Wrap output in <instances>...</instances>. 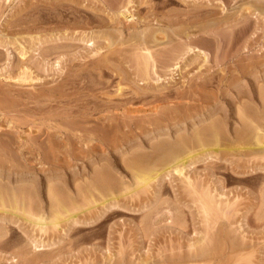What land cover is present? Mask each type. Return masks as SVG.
<instances>
[{
    "label": "rangeland",
    "instance_id": "obj_1",
    "mask_svg": "<svg viewBox=\"0 0 264 264\" xmlns=\"http://www.w3.org/2000/svg\"><path fill=\"white\" fill-rule=\"evenodd\" d=\"M131 1L126 6L128 0H0V146L4 147L0 148V183L13 190L24 188V205L30 201L26 205L34 209L26 211V207L25 212L36 215L43 210L45 218L50 217L59 192V201L73 211L63 215L73 219H60L58 228H50L46 234L22 217L0 211V264H178L190 250L193 253L207 241H211L212 252L200 264H264V152L251 149L250 139L254 126L264 132V0ZM171 18L173 25L168 22H173ZM154 28L170 36L161 41L164 44L152 45L157 75L151 74L154 82L142 83L134 60L135 47L140 43L135 40L142 35L151 45L148 38ZM186 33L190 37L186 41L202 49L206 61L199 54L185 56L181 71H174L173 78L159 66L187 43ZM21 45L28 51L25 56L18 54ZM157 76L161 80L155 84ZM118 88L122 90L117 92ZM200 116L205 121L197 128L219 123L221 134L233 135L238 129L240 135L245 127L251 136L236 134L229 146L223 134L224 139H218L222 143H217L218 153L192 160L183 174L191 178L194 188L183 182V176L169 171L161 173V179L148 188L134 191L135 169L127 166L132 155L148 156L145 167L160 172L165 154L154 153L150 147L171 142V138L163 136L165 139L157 141L152 139L154 135L165 131L174 135L173 124L180 122L185 126L181 134L187 135L190 121ZM160 117L179 119H167L172 128ZM149 119L156 125L165 124L163 128L158 125L162 131L147 134L154 130L148 125ZM209 142L206 146L215 147ZM99 168L104 169L100 174ZM94 177L99 183L89 187ZM123 187H130L124 188L127 194ZM107 193L116 199L112 206L102 208L97 202ZM201 195H214L212 199L222 204L218 203V210L212 207L214 212L203 213ZM34 242L43 246L32 249Z\"/></svg>",
    "mask_w": 264,
    "mask_h": 264
},
{
    "label": "bare ground",
    "instance_id": "obj_2",
    "mask_svg": "<svg viewBox=\"0 0 264 264\" xmlns=\"http://www.w3.org/2000/svg\"><path fill=\"white\" fill-rule=\"evenodd\" d=\"M121 2V1H120ZM132 3V1L131 0H128V2H127V4H126V6L127 5H129V4H131ZM112 4V3H111ZM115 4V3H114ZM41 6V5H40ZM57 6V5H56ZM125 6V5H124ZM123 6V7H124ZM48 7V6H47ZM117 7V6H116ZM50 8V7H49ZM57 8V7H56ZM67 8V7H66ZM152 8V7H151ZM48 10V9H47ZM124 10H126V7H124ZM211 10V9H210ZM247 10H248V8H247ZM45 11V10H44ZM70 11V10H69ZM121 11V10H120ZM126 11H128V8H127V10ZM125 11V12H126ZM41 12H42V10H41ZM58 12V11H57ZM68 12V11H67ZM77 12V11H76ZM124 12V11H123ZM124 12V13H125ZM155 12V11H154ZM154 12H153V14H154ZM47 14V13H46ZM46 14H45V16H46ZM50 14V13H49ZM60 14V13H59ZM62 14V13H61ZM80 14V13H79ZM195 14V13H194ZM197 14V13H196ZM201 14V13H200ZM219 14V13H218ZM51 15V14H50ZM58 15V14H57ZM120 15H123V13H120L119 12V16ZM179 15V14H178ZM183 15V14H182ZM205 15V14H204ZM40 16V15H39ZM42 16V15H41ZM49 16V15H48ZM53 16H54V14H53ZM60 16V15H59ZM68 16V15H67ZM74 16H75V14H74ZM212 16V15H211ZM65 17V16H64ZM63 17V18H64ZM69 17V16H68ZM77 17V16H76ZM155 17H157V16H155ZM208 17H210V15L208 16ZM228 17V16H227ZM230 17V16H229ZM54 18V17H53ZM56 18V17H55ZM59 18V17H58ZM78 18V17H77ZM138 18V17H137ZM177 18V17H176ZM184 18H186V17H184ZM222 18V17H221ZM76 19V18H75ZM156 19V18H155ZM162 19V18H161ZM173 18H171V20H172ZM218 19V18H217ZM225 19V18H224ZM228 19V18H227ZM47 20V19H46ZM59 20V19H58ZM62 20V19H61ZM72 20V19H71ZM95 20V19H94ZM140 20V19H139ZM149 20V19H148ZM159 20V19H158ZM174 20V19H173ZM172 20V21H173ZM186 20V19H185ZM199 20V19H198ZM230 20V19H229ZM73 21V20H72ZM157 21V20H156ZM155 21V22H156ZM168 21V20H167ZM176 21H178V20H176ZM175 21V22H176ZM180 21V20H179ZM74 22H75V20H74ZM160 22H162V21H160ZM159 22V23H160ZM169 23H172V25H173V23H174V21L173 22H171L170 20L168 21ZM181 22V21H180ZM227 22V21H226ZM40 23V22H39ZM57 23V22H56ZM90 23H91V21H90ZM100 23V22H99ZM158 23V24H159ZM177 23V22H176ZM27 24V23H26ZM26 24H25V27H26ZM137 24V23H136ZM156 24V23H155ZM161 24H165V23H161ZM175 24V23H174ZM224 24V23H223ZM229 24V23H228ZM64 25H66V23H64ZM166 25H168V23L166 24ZM230 25V24H229ZM132 26H133V24H132ZM153 26V25H152ZM219 26V25H218ZM238 26V25H237ZM40 27V26H39ZM160 27V26H159ZM168 27V26H167ZM184 27V26H183ZM208 27V26H207ZM18 28V27H17ZM21 28H23V27H21ZM20 28V29H21ZM27 28V27H26ZM44 28V27H43ZM130 28H131V26H130ZM145 30H146V28H144ZM155 29V28H154ZM167 29V28H166ZM179 29V28H178ZM153 30V29H152ZM172 30V29H171ZM186 30V29H185ZM219 30V29H218ZM51 31V30H50ZM151 31V30H150ZM161 31V32H160ZM166 31H168V30H166ZM142 32V31H141ZM140 32V33H141ZM153 32V31H152ZM151 32V33H152ZM197 32V31H196ZM118 33V32H117ZM143 33V32H142ZM159 33H162V35L160 34V37H159ZM170 33V32H169ZM200 33V32H199ZM206 33V32H205ZM59 34V33H58ZM143 34H145V31H144V33ZM187 34V33H186ZM11 35V34H10ZM137 35V34H136ZM151 36L148 38L149 39V41H150V44L151 45H149V43H148V41H147V43L146 42H144L143 40H145V38L142 40V35H138L137 37H139L138 38V40L136 41L135 40V42H138V43H140L137 47H135V56H134V60L136 61L135 63V66H136V70L137 71H139L140 73L139 74H141V76L139 75V77H141L140 79H141V81H142V83L143 82H149L150 80H151V82L153 81L152 79H151V74L152 75H157L156 74V72L158 71H156V68H158V67H156V60H155V56H154V54L152 53V51H151V47H152V45L153 46H156V47H158V45H161V44H164V43H161V41H163V39L165 38V37H167V39H168V36H170V35H168L167 36V33H165V31L164 30H161L160 28H156L155 30H154V32L152 33V34H150ZM177 35V34H176ZM184 35V34H183ZM193 35V34H192ZM3 36V35H2ZM162 36V37H161ZM190 36H191V34H190ZM102 37V36H101ZM105 37V36H104ZM129 37H130V35H129ZM131 37H132V34H131ZM35 38V37H34ZM133 38V37H132ZM174 38H176V37H174ZM8 39V38H7ZM12 39V38H11ZM25 39V38H24ZM107 39V38H106ZM166 39V40H167ZM188 39H190V37H189V35L187 34V35H185V41L186 40H188ZM30 40H32V39H30ZM37 40V39H36ZM165 40V39H164ZM165 40V41H166ZM169 40V39H168ZM10 41V40H9ZM18 41V40H17ZM17 41H16V43H17ZM21 41H22V39H21ZM26 41V40H25ZM132 41H134V40H132ZM141 41V42H140ZM171 41V40H170ZM219 41V40H218ZM124 42V41H123ZM131 42V41H130ZM187 42V41H186ZM185 42V43H186ZM12 43V42H11ZM10 43V44H11ZM37 43H38V41H37ZM36 43V44H37ZM108 43V42H107ZM112 43H113V41H112ZM132 43H134V42H132ZM19 44V43H18ZM32 44V43H31ZM54 44V43H53ZM120 44V43H119ZM125 44H127V43H125ZM171 44V43H170ZM23 45V44H22ZM22 45H21V47H19L20 49V51H19V55L20 56H25L26 55V53L28 52V51H26V49L25 48H23L22 47ZM109 45V44H108ZM129 45V44H128ZM135 45H137L136 43H135ZM134 44H133V46H135ZM17 46V45H16ZM131 46H132V44H131ZM130 46V47H131ZM132 46V47H133ZM166 46H167V44H166ZM179 46V45H178ZM27 47V46H26ZM104 47V46H103ZM161 47V46H160ZM175 47V46H174ZM42 48V47H41ZM102 48V47H101ZM106 48H107V46H106ZM154 48V47H153ZM34 49V48H33ZM49 49V48H48ZM156 49V48H155ZM169 49H171L170 47H169ZM131 50V49H130ZM165 50V49H164ZM174 50V49H173ZM97 51V50H96ZM122 51V50H121ZM156 51V50H155ZM12 52V51H11ZM47 52V51H46ZM123 52V51H122ZM125 52V51H124ZM168 52V51H167ZM166 52V53H167ZM171 52V51H170ZM51 53V52H50ZM118 53H119V50H118ZM154 53H156V52H154ZM162 53V52H161ZM173 53V54H172ZM172 55L171 56H169V58L168 59H166L164 62H162L161 63V65L159 66V68H165L166 70V72L167 71H169V72H171V74L175 71V72H178V71H181V63L185 60V56H187V55H191V54H193L194 56H199V57H202L201 59L205 62L206 61V54H205V52L202 50V49H199V48H197V47H192V46H190V44L187 42L186 44H184V45H182V48L181 49H178V50H174V51H172ZM2 54V53H1ZM44 54V53H43ZM42 54V55H43ZM157 54V53H156ZM199 54V55H198ZM17 55V54H16ZM160 55V54H159ZM168 55V54H167ZM189 55V56H190ZM202 55V56H201ZM116 56V55H115ZM188 56V57H189ZM193 56V57H194ZM11 57V56H10ZM33 57V56H32ZM45 57V56H44ZM106 57V56H105ZM104 57V58H105ZM108 57V56H107ZM187 57V58H188ZM23 58V57H22ZM110 58V57H109ZM115 58V57H114ZM192 58V57H191ZM190 58V59H191ZM197 58V57H196ZM195 58V59H196ZM46 59V58H45ZM159 59V58H158ZM157 59V60H158ZM189 59V60H190ZM194 59V60H195ZM199 59V58H198ZM9 60V59H8ZM110 60V59H109ZM126 60V59H125ZM20 61V60H19ZM24 61V60H23ZM26 61L27 60H25V62L24 63H26ZM29 61V60H28ZM37 61V60H36ZM106 61H108V60H106ZM116 61V60H115ZM42 62V61H41ZM44 62V61H43ZM59 62V61H58ZM61 62V61H60ZM121 62V61H120ZM159 62H161V61H159ZM200 62V61H199ZM202 62V61H201ZM130 63H131V61H130ZM187 63V62H186ZM44 64H45V62H44ZM106 64V63H105ZM191 64V63H190ZM202 64V63H201ZM104 65V64H103ZM203 65V64H202ZM24 66V65H23ZM22 66V67H23ZM44 66V65H43ZM158 66V65H157ZM188 66V65H187ZM13 67V66H12ZM34 67V66H33ZM96 67V66H95ZM99 67V66H98ZM104 67V66H103ZM200 67V66H199ZM44 68V67H43ZM54 68V67H53ZM93 68V67H92ZM129 68V67H128ZM36 69V68H35ZM96 69H97V67H96ZM100 69V68H99ZM111 69V68H110ZM42 70V69H41ZM47 70V69H46ZM87 70V69H86ZM104 70V69H103ZM162 70V69H161ZM22 71V70H21ZM32 71V70H31ZM38 71V70H37ZM76 71V70H75ZM159 71H160V69H159ZM163 71V70H162ZM164 71V72H165ZM25 72H27V70L25 71ZM164 72H162L163 74H164ZM75 73V72H74ZM136 73V72H135ZM161 73V72H160ZM23 74V73H22ZM26 74V77H28V79H29V76H27V73H24V75ZM30 74V73H29ZM73 74V73H72ZM31 75V74H30ZM34 75V74H33ZM77 75V74H76ZM166 75V74H165ZM18 76V75H17ZM20 76V75H19ZM72 76V75H71ZM35 77V76H34ZM69 77V76H68ZM171 77H173V74H172V76ZM23 78V77H22ZM157 79H155V84H156V82L157 81H159V80H161V78H160V76L158 77H156ZM174 78V77H173ZM16 79V78H15ZM33 79V78H32ZM139 79V78H138ZM22 80V79H21ZM36 80V79H35ZM171 80V79H170ZM33 81V80H32ZM138 81V80H137ZM154 82V81H153ZM160 82V81H159ZM163 82V81H162ZM158 83V82H157ZM171 86V85H170ZM159 87V86H158ZM203 87V86H202ZM154 88V87H153ZM162 88V87H161ZM148 89V88H147ZM160 89V88H159ZM165 89V88H164ZM122 89L121 88H118L117 89V92H120ZM156 90H158V89H156ZM194 90V89H193ZM143 91V90H142ZM187 92V91H186ZM190 92V91H189ZM194 92V91H193ZM192 92V93H193ZM134 93V92H133ZM137 93H138V91H137ZM178 93V92H177ZM118 94V93H117ZM135 94V93H134ZM139 94V93H138ZM165 94V93H164ZM183 94V93H182ZM190 94V93H189ZM136 95V94H135ZM152 95V94H151ZM185 95V94H184ZM192 95V94H191ZM259 95V94H258ZM138 96V95H137ZM142 96V95H141ZM168 96V95H167ZM193 96V95H192ZM264 96V95H263ZM34 97V96H33ZM136 97V96H135ZM144 97V96H143ZM184 97V96H183ZM124 98V97H123ZM152 98V97H151ZM188 98V97H187ZM38 99V98H37ZM128 99V98H127ZM135 99V98H134ZM140 99V98H139ZM138 99V100H139ZM142 99H145V98H141V100ZM176 99V98H175ZM263 99H264V97H263ZM124 100V99H123ZM131 100V99H130ZM137 100V99H136ZM189 100H190V98H189ZM201 100V99H200ZM13 101V100H12ZM126 101V100H125ZM124 101V102H125ZM197 101V100H196ZM31 102V101H30ZM123 102V101H122ZM132 102H134V101H131V104H132ZM17 103V102H16ZM109 103V102H108ZM125 103H127V102H125ZM129 103V102H128ZM103 104V103H102ZM154 104V103H153ZM182 104H184V103H182ZM192 104V103H191ZM127 105V104H126ZM175 105V104H174ZM181 105V104H180ZM200 105V104H199ZM203 105V104H202ZM263 105V104H262ZM132 106V105H131ZM185 106V105H184ZM195 106H197V105H195ZM204 106V105H203ZM117 107V106H116ZM37 108V107H36ZM184 108V107H183ZM2 109V108H1ZM17 109V108H16ZM172 109V108H171ZM185 109V108H184ZM190 109V108H189ZM204 109V108H203ZM214 109V108H213ZM212 109V110H213ZM216 109V108H215ZM238 109V108H237ZM263 109H264V107H263ZM173 110H175V109H173ZM241 110V109H240ZM41 111V110H40ZM157 111V110H156ZM239 110H237V112H238ZM263 111V110H262ZM165 112V111H164ZM179 112V111H178ZM186 112V111H185ZM193 112V111H192ZM209 112H211V111H209ZM236 112V113H237ZM242 112V111H241ZM161 113H162V111H161ZM180 113V112H179ZM184 113V112H183ZM201 113V112H200ZM238 113H240V112H238ZM238 113H237V115H238ZM243 113V112H242ZM264 113V112H263ZM110 114V113H109ZM123 114V113H122ZM171 114V113H170ZM176 114V113H175ZM182 114V113H181ZM213 114V113H212ZM244 114V113H243ZM242 114V115H243ZM248 114V113H247ZM154 115V114H153ZM180 115V114H179ZM183 115V114H182ZM189 115V114H188ZM199 115V114H198ZM201 115V114H200ZM241 115V114H240ZM264 115V114H263ZM129 116H131V115H129ZM134 116V115H133ZM145 116V115H144ZM147 116V115H146ZM145 116V117H146ZM161 116H163V115H161ZM184 116V115H183ZM196 116V115H195ZM244 116V115H243ZM247 116H249V115H247ZM256 116H257V114H256ZM255 116V117H256ZM141 117V116H140ZM152 117H155V116H152ZM164 117V116H163ZM163 117H160V118H163ZM190 117V116H189ZM202 116H200V117H196V118H193L190 122H191V126H190V128H187L188 130H187V135H182L181 133H183L184 132V123H175V124H173L174 125V128L172 127V124L171 125H169L168 123H167V121L168 120H173V119H179L178 117L177 118H169L168 119V117H167V119H165V118H163V119H165L166 120V122L165 123H167L168 124V126H170V127H172L173 128V130H174V135H168V134H166L165 132L164 133H159V134H157L156 136L154 135V137L152 138V139H156L157 141H158V139L157 138H163V136H167L168 138L170 137L171 138V142L168 140L167 142L168 143H165L166 142V140H165V142L164 143H157V144H153L154 145V147L152 148V147H150L151 148V150L155 153H157V152H162V153H164L165 155H163L162 156V154H161V158L163 159V161L161 160V162H162V170H160V172L158 171V170H156V169H152L151 167L149 168L148 166L147 167H145L146 165V161L148 160V156H147V158H146V156L145 155H143V153H142V156H140V154L139 155H137V154H134V155H136V156H134L133 157V155H132V158H131V160H129V163H127L126 165L129 167L128 169H130L131 170V168L132 169H135L134 171H133V173H134V177H133V180H135L134 181V185L135 186H137V188H134V189H136V190H134V191H137V189L139 190H141L142 191V189H146V188H148L149 186H150V183H152L153 181H155V180H157V179H161V173H165V172H169V171H172L173 173H175V174H178L179 176H183L184 177V183H185V181H186V185L187 186H189V187H192V188H194L193 187V185H192V183H191V181H190V179L189 178H187V177H185V175L183 174V171L184 170H186L188 167H190V162L192 161V160H194L197 156H203L204 154H208L209 155V153H213V154H216V152L218 151V147H217V143H218V139L220 138V137H222L223 139H224V137L226 138V139H224V140H227L228 142L227 143H229V146H232V139L231 138H233V137H235L236 136V134L238 135V133H237V131H238V129H237V131H236V133H234L233 135H231V134H229V135H227L226 136V134H228V133H223V134H225V136L223 135V134H221L222 132H220L218 129H221V128H218V124L215 126L214 124H212L211 123V125H208V126H203V127H196L197 125H200V123L203 121V119L204 118H201ZM237 117H239V116H237ZM246 117V116H245ZM259 117V116H258ZM262 117V116H261ZM148 118V117H147ZM151 118V117H150ZM181 118V117H180ZM185 118V117H184ZM199 118H201L200 120H198ZM242 118V117H241ZM247 118V117H246ZM245 118V119H246ZM263 118V117H262ZM131 119V118H130ZM143 119V118H142ZM156 119V118H155ZM186 119V118H185ZM191 119V118H190ZM242 119H244V118H242ZM247 119H249V118H247ZM255 119V118H254ZM109 120V119H108ZM160 120H162V119H160ZM160 120H157V121H160ZM175 120H174V122H175ZM182 120V119H181ZM237 120H239V118L237 119ZM259 120H261V119H259ZM129 121V120H128ZM132 121H134L133 119H132ZM136 121H139V120H136ZM156 121V122H157ZM162 121H164V120H162ZM162 121H160V123L162 122ZM184 121V120H183ZM205 121V120H204ZM204 121H203V123H204ZM241 121V120H240ZM245 121V120H244ZM253 121H257V120H252L251 121V123H253ZM122 122V121H121ZM124 122V121H123ZM122 122V123H123ZM144 122V121H143ZM145 122H147V121H145ZM169 122V121H168ZM173 122V123H174ZM176 122H177V120H176ZM185 122V121H184ZM198 122V123H197ZM222 121H220V123H221ZM126 122H124V124H125ZM139 123V122H138ZM137 123V124H138ZM170 123H172V122H170ZM189 123V122H188ZM207 123H209V122H207ZM217 123V122H216ZM239 123V122H238ZM242 123V122H241ZM240 123V124H241ZM248 123H250V122H248ZM247 123V124H248ZM255 123V122H254ZM114 124V123H113ZM135 124V123H134ZM158 125H160L159 123H157ZM164 124V123H163ZM166 124V125H167ZM80 125V124H79ZM118 125V124H117ZM122 125V124H121ZM127 125V124H126ZM130 125V124H129ZM128 125V126H129ZM148 125L149 126H153V127H151V128H154V130H152L151 129V131H149L147 134H151V133H154V131L156 132H158V130H161L162 131V129L160 128V126H158V125H156L152 120H148ZM165 125V124H164ZM164 125L163 126H161L162 128L164 127ZM225 125V124H224ZM249 125V124H248ZM248 125H246V127H248ZM261 125V124H260ZM106 126V125H105ZM111 126V125H110ZM184 126V127H183ZM202 126V125H201ZM222 126V125H221ZM251 126V125H250ZM116 127H119V126H116ZM122 127V126H121ZM136 127H137V125H136ZM142 127V126H141ZM146 128V127H145ZM149 128V127H148ZM148 128H146V129H148ZM167 128H169V127H167ZM224 128V127H223ZM250 128V127H249ZM247 128H245L244 127V130H242V132H245V130H246ZM261 129V128H260ZM259 128H256V126H254L253 127V129H251V143H252V146H251V149H253V150H256V151H261V152H264V140H263V138H264V132H261V130H260ZM264 129V128H263ZM132 130V129H131ZM149 130V129H148ZM148 130H146V132L148 131ZM166 130V129H165ZM229 130V129H228ZM235 130V129H234ZM248 130V129H247ZM164 131V130H163ZM181 131V132H180ZM226 131V130H225ZM104 132V131H103ZM143 132V131H142ZM145 132V133H146ZM160 132V131H159ZM173 132V131H172ZM179 132H180V134H179ZM186 132V131H185ZM188 132H190V135H188L189 133ZM242 132L240 133V135H238L239 137L242 135ZM133 133V132H132ZM131 133V134H132ZM169 133V132H168ZM247 132H245V134H246ZM248 133H250V132H248ZM247 133V134H248ZM137 134V133H136ZM139 134H141V133H139ZM244 134V133H243ZM244 134V135H245ZM246 134V135H247ZM106 135V134H105ZM127 135H129V134H127ZM245 135V136H246ZM249 135V134H248ZM247 135V136H248ZM139 136V135H138ZM150 136V135H149ZM224 136V137H223ZM250 136H248V137H250ZM104 137V136H103ZM117 137V136H116ZM166 137V138H167ZM241 137H243V136H241ZM31 138V137H30ZM169 138V139H170ZM15 139V138H14ZM101 139V138H100ZM119 139H120V137H119ZM147 139H148V137H147ZM163 139H165V138H163ZM241 139V138H240ZM245 139V138H244ZM17 140V139H16ZM102 140V139H101ZM137 140H138V138H137ZM146 140V139H145ZM210 140V142L212 143H214L213 145L215 146V147H211V146H206L207 145V143H208V141ZM212 140V141H211ZM247 140V139H246ZM133 141V140H132ZM151 141V140H150ZM161 141H162V139H161ZM160 141V142H161ZM154 142V141H153ZM210 142H209V145H210ZM245 142V141H244ZM243 141L241 142V143H244ZM249 142V141H248ZM111 143V142H110ZM118 143V142H117ZM146 143V142H145ZM151 143V142H150ZM239 143H240V141H239ZM1 144V143H0ZM114 144V143H113ZM119 144V143H118ZM137 144H139V143H137ZM148 144V143H147ZM146 144V145H147ZM152 144V143H151ZM150 144V145H151ZM218 144H220V143H218ZM222 144V143H221ZM220 144V145H221ZM249 144H250V142H249ZM5 145V144H4ZM143 145V144H142ZM152 145V146H153ZM212 145V144H211ZM212 145V146H213ZM233 145H235V144H233ZM247 146H249L248 144H246ZM45 146V145H44ZM148 146V145H147ZM219 146V145H218ZM226 146H228V145H226ZM228 146V147H229ZM3 147V146H2ZM1 146H0V148H2ZM120 147V146H119ZM141 147V146H140ZM146 147V146H145ZM149 147V146H148ZM221 147V146H220ZM235 147H237V146H235ZM239 147V146H238ZM237 147V148H238ZM4 148V147H3ZM50 148V147H49ZM110 148V147H109ZM222 148H224V147H222ZM240 148V147H239ZM244 148V147H243ZM246 149H247V147H245ZM6 149V148H5ZM4 149V150H5ZM143 149V148H142ZM228 149H230V147L228 148ZM233 149V148H232ZM236 149V148H235ZM249 149V148H248ZM40 150V149H39ZM147 150V149H146ZM252 150V151H253ZM3 151V150H2ZM119 151V150H118ZM233 151V150H232ZM127 152V151H126ZM130 152H131V150H130ZM135 152V151H134ZM133 152V153H134ZM141 152V151H140ZM219 152V151H218ZM217 152V153H218ZM223 152V151H222ZM37 153V152H36ZM137 153V152H136ZM147 153V152H146ZM145 153V154H146ZM257 153V152H256ZM4 154V153H3ZM132 154V153H131ZM264 154V153H263ZM38 155V154H37ZM148 155V154H147ZM160 155V154H159ZM208 155H206V156H208ZM257 155H259V154H257ZM155 156H157V155H155ZM154 156V157H155ZM166 156V157H165ZM130 157H131V155H130ZM150 157V156H149ZM203 157H205V155L203 156ZM212 157V156H211ZM211 157H209V158H211ZM127 158V157H126ZM160 158V159H161ZM202 158V157H201ZM242 158V157H241ZM251 158H252V156H251ZM160 159H159V164L161 163L160 162ZM205 159V158H204ZM249 159V158H248ZM261 159V158H260ZM151 160V159H150ZM156 160V159H155ZM153 161V160H152ZM158 161V160H157ZM196 161H198L197 159L195 160V162ZM246 161V160H245ZM122 162V161H121ZM194 162V163H195ZM42 163V162H41ZM46 163V162H45ZM126 163V162H125ZM149 164H150V162H148ZM156 163V162H155ZM155 163H154V166H155ZM224 163V162H223ZM148 164V165H149ZM151 164H153V162H151ZM189 164V165H188ZM227 164V163H226ZM144 165V167H142ZM191 165H193V163L191 164ZM215 165V164H214ZM214 165H212V166H214ZM4 166V165H3ZM14 166V165H13ZM150 166V165H149ZM153 166V165H152ZM0 167H1V165H0ZM93 167V166H92ZM105 167V166H104ZM187 167V168H186ZM216 167V166H215ZM97 168V167H96ZM126 168V167H125ZM155 168V167H154ZM100 169V168H99ZM3 170V169H2ZM95 170V169H94ZM104 170V169H103ZM103 170H101L100 169V171H98V174H100L99 172H101V171H103ZM127 170V169H126ZM97 170H95L94 171V174H96L97 175V173H95ZM127 171H129V170H127ZM132 171V170H131ZM7 173V172H6ZM171 173V172H170ZM8 174V173H7ZM92 174V173H91ZM172 174V173H171ZM95 175V176H96ZM112 175V174H111ZM131 175H132V173H131ZM1 176V175H0ZM104 176H106V174H104ZM98 177V176H97ZM100 177V176H99ZM109 177H110V175H109ZM84 178V177H83ZM95 179H93V182H91V180L88 182V183H90L89 184V187H93L94 185L96 186V184L97 183H99V179L97 180L96 179V177H94ZM2 179V178H1ZM105 179V178H104ZM83 180V179H82ZM103 180V179H102ZM108 180V179H107ZM113 180H114V178H113ZM113 180H112V183H114L113 182ZM119 180V179H118ZM117 180V181H118ZM193 180V179H192ZM263 180V179H262ZM28 181V180H27ZM104 181V180H103ZM109 181V180H108ZM18 182V181H17ZM16 182V183H17ZM120 182V181H119ZM132 182V181H131ZM193 182V181H192ZM102 183V182H101ZM121 183V182H120ZM119 183V184H120ZM128 183V182H127ZM156 183V182H155ZM2 183H0V211L3 213V214H5V215H7L8 214V216H9V213L12 215V216H16L15 218H17V217H22V218H20V219H25V220H27L30 224H32L33 225V227H37L38 228V231H40V233L42 232L43 234H46L47 233V230L48 229H50V228H58L57 226L60 224V222H61V220H70V219H73V216H69L68 217V219H65V218H63V215H64V213H70L72 210H69L68 208H66V206H64V204L62 203L63 202V200H61L62 202H60L59 201V199H58V197L60 198V196H58V194L60 193H58V194H56L57 195V200H54V202L53 203H57V204H55L56 206H54L53 208H52V214H51V216L50 217H48V218H45V216H44V214H43V210L41 211V212H36L35 214L36 215H34V214H32V213H30V212H25L24 211V208H25V210H26V207H29V206H27L26 204H29V202L28 203H26L25 205H24V202H25V200H24V195H25V191H24V188H22V187H18L17 189H11L10 188V186H9V184H8V186L9 187H7L6 185H1ZM15 184V183H14ZM47 184V183H46ZM75 184H77V183H75ZM125 184H126V182H125ZM157 184V183H156ZM194 184V183H193ZM201 184V183H200ZM262 184V183H261ZM83 185H85V184H83ZM82 185V186H83ZM92 185V186H91ZM99 185V184H98ZM103 185V184H102ZM184 185V184H183ZM197 185V184H196ZM76 186V185H75ZM86 186H87V184H86ZM106 186V185H105ZM129 186V185H128ZM133 186V185H132ZM187 186H186V188H187ZM200 186V185H199ZM52 187V186H51ZM88 187V188H89ZM100 187V186H99ZM112 188H114L113 186H111ZM118 187V186H117ZM189 187H188V189H189ZM56 188V187H55ZM63 188V187H62ZM75 188V187H74ZM79 188V187H78ZM87 188V187H86ZM96 188H98V186L96 187ZM102 188V187H101ZM101 188H100V190H101ZM107 188V190H108V187H106ZM124 188H127V187H123L122 189H124ZM128 188H130V187H128ZM127 188V189H128ZM195 188H197V187H195ZM202 188H204V187H201V189ZM58 189H59V187H58ZM79 189H82V188H79ZM105 189V188H104ZM209 188H207V190H208ZM263 189V188H262ZM48 190H49V188H48ZM97 190V189H96ZM107 190H105L106 192H107ZM110 190H112V189H110ZM148 190V189H147ZM190 190V189H189ZM194 190V189H193ZM206 189H204V191H205ZM215 190V189H214ZM213 190V191H214ZM53 191H54V189H53ZM77 191V190H76ZM79 191V190H78ZM78 191H77V193H78ZM124 191H125V189H124ZM133 191V190H132ZM196 191V190H195ZM263 191V190H262ZM34 192V191H33ZM32 192V193H33ZM52 192V190H50V193ZM55 192V191H54ZM53 192V193H54ZM113 192V191H112ZM126 192V191H125ZM193 192V191H192ZM199 192V191H198ZM197 192V193H198ZM212 192V191H211ZM50 193H48V195H50ZM75 193V192H74ZM79 193H81L80 191H79ZM98 193V192H97ZM102 193V192H101ZM118 193V192H117ZM133 193V192H132ZM131 193V194H132ZM136 193V192H135ZM204 193V192H203ZM207 193V192H206ZM214 193V192H213ZM219 193V192H218ZM223 193V192H222ZM226 193V192H225ZM225 193H223V195L225 194ZM27 194V193H26ZM44 194H45V192H44ZM55 194V193H54ZM90 194V193H89ZM99 194V193H98ZM108 195H105V196H107V197H105L104 195H102V199L101 200H99V202H97V203H99L100 204V206H102V208L103 207H108V205L107 204H109V206L111 205L110 203H111V201H114L115 199H116V196L114 197L113 195H112V193H107ZM120 194V193H119ZM122 194H123V192H122ZM125 194H127V192L125 193ZM192 194V193H191ZM194 194V193H193ZM205 194V193H204ZM203 194V195H204ZM261 194V193H260ZM60 195V194H59ZM86 195V194H85ZM100 195V194H99ZM200 195V194H199ZM205 195H207V194H205ZM222 195V196H223ZM63 196H64V194H63ZM69 196V195H68ZM71 196V195H70ZM82 196V195H81ZM195 196V195H194ZM214 196V195H213ZM213 196H212V198H213ZM226 196V195H225ZM87 197V196H86ZM196 197V196H195ZM216 197V196H215ZM219 197V196H218ZM26 198H27V196H26ZM50 198V197H49ZM55 198V197H54ZM62 198V197H61ZM71 198V197H70ZM77 198V197H76ZM84 198V197H83ZM88 198V197H87ZM96 198V197H95ZM199 198V197H198ZM201 198H202V195H201ZM210 196L208 197V196H203V198L201 199V202L202 203H200L201 204V209L200 210H203L204 212L203 213H209L210 211L211 212H214V210L215 209H217L218 210V206H219V204L218 203H221V202H219L218 200L216 201V199H212ZM220 198V197H219ZM51 199H53V198H51ZM67 199V198H66ZM80 199V198H79ZM96 199H98V198H96ZM197 199V198H196ZM223 199V198H222ZM29 200V199H28ZM69 200V199H68ZM71 200V199H70ZM74 200V199H73ZM72 200V201H73ZM224 200V199H223ZM222 200V201H223ZM37 201V200H36ZM67 200H65L64 202H66ZM75 201V200H74ZM83 201V200H82ZM86 201V200H85ZM198 201V200H197ZM209 203H208V202ZM221 201V200H220ZM76 202V201H75ZM90 202V201H89ZM93 202V201H92ZM224 202V201H223ZM259 202V201H258ZM198 203V202H197ZM225 203H227V202H225ZM225 203H223V204H225ZM228 203H229V201H228ZM67 204H68V202H67ZM87 204V203H86ZM89 204H91V203H89ZM94 204V203H93ZM99 204H97L98 206H99ZM199 204V205H200ZM222 204V203H221ZM220 204V205H221ZM70 205V207H71V204H68V206ZM228 205V204H227ZM233 205H234V202H233ZM25 206V207H24ZM88 206V205H87ZM95 206V205H94ZM99 206V207H100ZM112 206V205H111ZM214 206H217V207H214ZM261 206V205H260ZM89 207V206H88ZM98 207V208H99ZM106 207V208H107ZM212 207H214L213 209V211H212ZM224 207V205H222L220 208H223ZM227 207V206H226ZM31 207H29V209L27 208V210L26 211H34V209H30ZM197 208V207H196ZM39 209V208H38ZM76 209V208H75ZM74 209V210H75ZM83 209V208H82ZM95 209V208H94ZM229 208H225V210H228ZM89 210V209H88ZM102 210V209H101ZM210 210V211H209ZM216 210V211H217ZM224 210V209H223ZM70 211V212H69ZM79 211V210H78ZM81 211V210H80ZM229 211V210H228ZM73 212V211H72ZM219 211H217V213H218ZM223 212V211H222ZM225 212V211H224ZM46 213V212H45ZM226 213V212H225ZM225 213H222V214H225ZM70 214H72V213H70ZM202 214V213H201ZM47 215H49L48 213H47ZM67 215V214H66ZM74 215V214H73ZM210 215V214H209ZM208 215V216H209ZM218 215V214H217ZM229 215V214H228ZM25 216V217H24ZM75 216H78V215H74V217ZM67 217V216H66ZM209 217H211V216H209ZM258 217V216H257ZM224 218V217H223ZM225 218H227V217H225ZM61 219V220H60ZM206 219H208V218H206ZM211 219H212V217H211ZM210 220V219H209ZM219 220V219H218ZM243 220V219H242ZM203 221V220H202ZM214 221V220H213ZM73 222V221H72ZM74 222H76V220H74ZM206 222V221H205ZM210 222V221H209ZM212 222V221H211ZM215 222V221H214ZM227 222V221H226ZM63 223V222H62ZM64 224V223H63ZM70 224V223H69ZM212 224H213V222H212ZM223 224V223H222ZM243 224V223H242ZM241 224V225H242ZM210 226H212V225H210ZM215 226V225H214ZM2 227V226H1ZM32 227V228H33ZM208 227V226H207ZM217 227H219V226H217ZM60 228V227H59ZM71 229V228H70ZM213 230H214V228H212ZM218 229V228H217ZM228 230H230V229H228ZM58 231H59V229H58ZM216 231V230H215ZM206 232V231H205ZM205 232H203V233H205ZM211 232H212V230H211ZM220 232V231H219ZM226 232H228V231H226ZM214 233V232H213ZM209 234V233H208ZM208 234H207V237H208ZM232 234V233H231ZM218 235V234H217ZM210 236H211V234H210ZM229 236V235H228ZM1 237V236H0ZM206 237V236H205ZM206 237V238H207ZM223 237V236H222ZM226 238V237H225ZM238 238V237H237ZM202 239V238H201ZM228 239H229V237H228ZM227 239V240H228ZM233 239V238H232ZM231 239V241H233ZM236 238H234V240H235ZM241 239V238H240ZM10 240V239H9ZM207 240V239H206ZM212 240V239H211ZM27 241V240H26ZM32 241H34V240H32ZM31 241V242H32ZM200 240H198V242H199ZM214 241V240H213ZM217 241V240H216ZM220 241V240H219ZM223 241V240H222ZM202 242V241H201ZM215 242V241H214ZM228 242V241H227ZM226 242V243H227ZM237 242V241H236ZM238 242H240L239 241V239H238ZM28 243V242H27ZM33 243V242H32ZM87 243V242H86ZM203 243H204V241H203ZM207 243H208V245H207ZM207 243H206V245H204V247H202L201 245H199V247H196L195 248V246L197 245V244H193V245H195L193 248H195L196 249V251H195V249H194V252L193 253H191L192 252V250H190V253H189V255L188 256H186L185 258H182V259H180V260H178L179 261V263L178 264H200L199 262L201 261V263H202V260H205L206 258H208V256L211 254V252H212V250L211 249H209V244H211V241L210 242H208L207 241ZM221 244H222V242H220ZM225 244V243H224ZM235 244V243H234ZM31 245V244H30ZM42 244H39V246H38V244L37 245H35V242H34V244L33 245H31V247H32V249H37L38 247H40ZM180 245V244H179ZM223 245V244H222ZM227 245V244H226ZM229 245V244H228ZM43 246V245H42ZM201 246V247H200ZM207 246V247H206ZM214 248H215V243H214ZM218 246V245H217ZM231 246H233V244H231ZM235 246V245H234ZM241 246V245H240ZM173 247V246H172ZM184 247H185V245H184ZM192 247V246H191ZM219 247V246H218ZM243 247V246H242ZM212 248V247H211ZM223 248V247H222ZM235 248V247H234ZM239 248V247H238ZM31 249V248H30ZM191 249V248H190ZM224 249V248H223ZM226 249V248H225ZM231 249V248H230ZM229 249V250H230ZM237 249V248H236ZM235 249V250H236ZM244 249V248H243ZM186 250V249H185ZM31 251V250H30ZM39 251V250H38ZM171 251V250H170ZM173 251V250H172ZM214 251V250H213ZM27 252V251H26ZM217 252V251H216ZM180 253V252H179ZM184 253V252H183ZM231 253V252H230ZM238 253V252H237ZM218 254V253H217ZM252 254V253H251ZM174 255V254H173ZM176 255V254H175ZM178 255V254H177ZM176 255V256H177ZM187 255V254H186ZM229 255V254H228ZM241 256V255H240ZM239 255H238V257H240ZM179 257V256H178ZM177 257V258H178ZM244 256H242L241 257V259L243 258ZM169 258V257H168ZM181 258V257H180ZM218 258V257H217ZM226 258V257H225ZM230 258V257H229ZM228 258V259H229ZM166 259H167V257H166ZM174 259V258H173ZM212 259V258H211ZM210 259V260H211ZM227 259V260H228ZM231 259V258H230ZM229 259V260H230ZM31 260V259H30ZM39 260H40V258H39ZM199 260V261H198ZM207 260V259H206ZM205 260V261H206ZM209 260V261H210ZM213 260V259H212ZM228 260V261H229ZM27 261H29L28 259H27ZM166 261V260H165ZM223 261V260H222ZM236 261H237V259H236ZM235 261V262H236ZM177 263V262H176ZM204 263V262H203ZM145 264V263H144ZM207 264V263H206ZM217 264V263H216ZM235 264V263H234ZM237 264H239V263H237Z\"/></svg>",
    "mask_w": 264,
    "mask_h": 264
}]
</instances>
